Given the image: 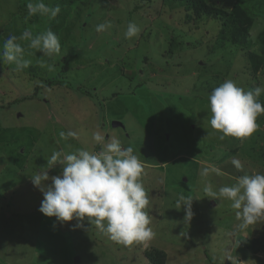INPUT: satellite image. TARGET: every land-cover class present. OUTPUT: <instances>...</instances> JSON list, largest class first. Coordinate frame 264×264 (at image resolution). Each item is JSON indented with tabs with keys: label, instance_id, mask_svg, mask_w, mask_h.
<instances>
[{
	"label": "rangeland",
	"instance_id": "1",
	"mask_svg": "<svg viewBox=\"0 0 264 264\" xmlns=\"http://www.w3.org/2000/svg\"><path fill=\"white\" fill-rule=\"evenodd\" d=\"M207 1L228 12L240 3L249 15L238 27L245 43L230 41L223 18L165 0H44L59 5L55 18L29 16V0H0V52L9 35L25 31L51 29L60 43L49 57L18 39L29 66L0 64V264H150L145 254L155 249L167 253L166 264H264V218L241 229L231 201L203 191L264 173V114L250 137L220 139L208 100L227 79L264 89V65L254 72L250 61L253 53L264 58V0ZM101 23L110 27L98 32ZM129 23L140 29L130 39ZM173 38L180 46L168 55ZM68 130L77 138L61 139ZM94 131L131 146L142 162L151 240L124 246L88 218L61 224L39 211L43 194L31 176L61 174L62 165L47 164L54 151L98 153ZM212 166L221 174L201 176ZM181 196L194 198L190 223ZM250 239H259L258 253Z\"/></svg>",
	"mask_w": 264,
	"mask_h": 264
},
{
	"label": "clouds",
	"instance_id": "2",
	"mask_svg": "<svg viewBox=\"0 0 264 264\" xmlns=\"http://www.w3.org/2000/svg\"><path fill=\"white\" fill-rule=\"evenodd\" d=\"M26 7L29 16L39 13L55 18L61 11L59 5L51 7L44 0H29ZM108 27V23H101L96 30L105 31ZM139 31L136 24L129 23L125 38L130 39ZM18 39L28 40L30 48L49 57L60 51L59 38L51 29L35 36L31 31L23 32L20 37L9 35L0 52V64L12 63L17 72L30 64L23 59L25 49L17 43ZM262 91L264 89L260 87L245 91L231 79L212 90L208 97L209 123L222 133L220 139H243L258 129L257 118L264 114V104L259 100ZM77 135L72 130L59 132L63 140L75 139ZM92 139L102 145L98 153L86 149H76L71 153L54 151L47 164L62 165L61 174L49 177L45 170L31 176L33 185L43 194L39 211L46 217H55L61 224L74 218L78 221L88 218L111 241L124 246L151 240L155 234L149 227L148 213L144 211L149 199L140 179L144 172L142 162L131 146L122 147L118 139L106 140L99 131L92 133ZM231 163L237 170L243 167L238 159L234 158ZM209 173L221 174L215 166L202 168L200 174L207 177ZM49 179L51 184L45 188L43 182ZM203 191L209 198L231 201L230 206L236 210L241 229L264 218V173L239 176L234 184L221 186L218 190L211 183H206ZM193 199L179 198L180 206L185 210L184 219L189 223L194 215Z\"/></svg>",
	"mask_w": 264,
	"mask_h": 264
},
{
	"label": "trees",
	"instance_id": "3",
	"mask_svg": "<svg viewBox=\"0 0 264 264\" xmlns=\"http://www.w3.org/2000/svg\"><path fill=\"white\" fill-rule=\"evenodd\" d=\"M144 1H149V0H144ZM165 1L170 2L172 5H179L188 12L192 11L193 14L196 16L208 15V16L223 18V20H225L224 26L226 27V30L230 34L229 37L230 41H232V43L237 42L239 44L245 43V38L238 36V27L239 25L247 27L249 22L242 17L243 14H245L246 16V11H244L240 7V3H237L236 5V10L238 9V12L236 10H233L232 12H228L218 7L217 5L208 3L207 0H165ZM248 16L249 15H247L246 18H249ZM179 46L180 43L177 41V39L173 38L169 45L168 55H171L173 52H175L179 48ZM250 61L254 72H258L260 68L264 65V58L254 53L250 54ZM53 82H57V81H53ZM39 88L40 87H37L36 91H38ZM258 242L259 239H250L247 242L248 249H250L253 253H258V248L256 246ZM145 256L149 260L150 264H166L167 261V253L160 249L148 251L146 252ZM213 264L216 263L213 262Z\"/></svg>",
	"mask_w": 264,
	"mask_h": 264
}]
</instances>
